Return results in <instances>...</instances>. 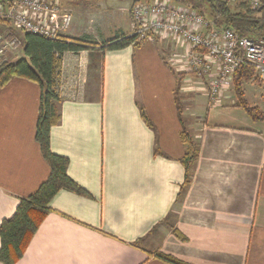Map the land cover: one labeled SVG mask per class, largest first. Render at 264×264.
<instances>
[{"label": "crops", "instance_id": "crops-1", "mask_svg": "<svg viewBox=\"0 0 264 264\" xmlns=\"http://www.w3.org/2000/svg\"><path fill=\"white\" fill-rule=\"evenodd\" d=\"M129 16L116 31L65 33L98 46L63 54L49 150L89 196L57 192L15 264H166L156 253L186 264H264V122L237 106L231 84L211 104L206 78L183 68L185 48L169 38L100 50L132 33ZM40 94L21 78L0 87V223L49 175L35 141ZM244 94L264 112V95ZM187 116L197 128H186ZM183 130L198 144L188 184Z\"/></svg>", "mask_w": 264, "mask_h": 264}, {"label": "trees", "instance_id": "trees-1", "mask_svg": "<svg viewBox=\"0 0 264 264\" xmlns=\"http://www.w3.org/2000/svg\"><path fill=\"white\" fill-rule=\"evenodd\" d=\"M10 0H0L4 3ZM175 4L189 7L212 22L217 29H230L240 38H264V0L261 7L254 9L248 0L228 3L226 0H171ZM23 57L16 61L0 64V87L13 78H21L36 83L40 89L39 113L35 129V141L40 147L43 159L49 166L47 179L38 189L26 198H21L13 215L0 223V264H15L24 254L29 241L49 212V202L61 191L76 195H89L76 185L66 174L67 160L53 155L49 150V130L58 124L57 82L60 74L61 59L64 53H77L98 46L85 39L63 37L57 40L46 39L33 34H23ZM142 40L134 35L117 36L102 43L100 50H118L132 45L139 47ZM179 80L182 79V76ZM258 77L251 66L241 64L232 78V86L237 106L242 108L254 122H264V112L248 104L244 97L243 85ZM179 85V83H178ZM179 105V104H178ZM180 113V107H179ZM144 118L143 113H141ZM146 122L148 120L145 118ZM181 140L185 147L182 163L185 168V181L198 156V144L190 134L183 130ZM181 240L184 238L173 231ZM155 257L166 264H186L173 257L156 253Z\"/></svg>", "mask_w": 264, "mask_h": 264}, {"label": "built area", "instance_id": "built-area-1", "mask_svg": "<svg viewBox=\"0 0 264 264\" xmlns=\"http://www.w3.org/2000/svg\"><path fill=\"white\" fill-rule=\"evenodd\" d=\"M236 3L243 0H226ZM254 9L261 0H248ZM132 33L138 40L169 38L185 48L179 63L207 80L206 96L220 101L241 64L264 81V38H240L217 29L189 7L171 0H140L130 9ZM71 11L58 0H10L0 3V64L23 47L17 33L61 39L71 25Z\"/></svg>", "mask_w": 264, "mask_h": 264}, {"label": "rangeland", "instance_id": "rangeland-1", "mask_svg": "<svg viewBox=\"0 0 264 264\" xmlns=\"http://www.w3.org/2000/svg\"><path fill=\"white\" fill-rule=\"evenodd\" d=\"M138 1L140 0H63V2H59L71 11V15L73 17V19H71V28L87 32L92 28H98L101 29V31L106 28L109 31H116L119 27H126L127 18L130 15V9ZM106 34L107 32L103 33L105 36ZM17 35L21 39L23 38L22 33H17ZM22 48L23 47H21L17 53L13 54V56L18 55L19 58H22ZM13 56H10L8 61H11ZM15 59L12 61H18H15ZM230 84L233 88L232 81ZM243 89L246 90L249 101L252 102L251 100H254L258 97V93L264 95V81H261L260 79L247 81L244 83ZM199 100L201 101V99ZM199 106L200 105L197 104L193 106L195 117L200 110ZM200 115L204 116L203 113ZM195 117L187 116L185 119L186 128L190 125H194V128L198 127L197 124H194L196 120ZM191 134H196V132H191Z\"/></svg>", "mask_w": 264, "mask_h": 264}]
</instances>
